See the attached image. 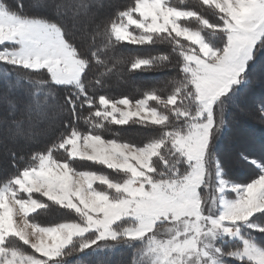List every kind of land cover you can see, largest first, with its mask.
Returning <instances> with one entry per match:
<instances>
[{
    "label": "snow or ice",
    "instance_id": "6c2138e0",
    "mask_svg": "<svg viewBox=\"0 0 264 264\" xmlns=\"http://www.w3.org/2000/svg\"><path fill=\"white\" fill-rule=\"evenodd\" d=\"M202 4L217 14L220 23L213 25L204 20L203 26L223 36L221 47L211 46L198 29L181 24L185 18L202 19L196 12L180 10L168 0H133L116 19L99 26L107 37L103 51L121 41L150 45L154 37L166 36L180 58V79L175 78L171 94L161 97L147 93L133 102L130 98L111 100L104 95L94 100L86 92L94 85L105 86V74H94L102 63L98 59L100 43L95 40L99 28L91 33L92 40L82 29L77 44L61 21L24 15V0H15V7L10 0H0V61L31 72H46L49 80L41 81L43 84L73 87L76 91L66 103L79 119L84 116L77 117L78 105L94 109L86 121L93 128L102 127L105 121L126 125L133 120L165 126L169 116L160 109L186 117L189 113L181 111L178 102L192 100L199 105L186 131H165L162 139L143 147L105 140L100 135L85 137L76 130L56 146L70 159L90 160L122 173L127 181L122 185L94 173L76 171L67 162L54 158L50 150L34 156V166L24 168L0 186V264H62V257L77 250V239L89 233L94 238L80 243L79 252L122 237L145 240V255L151 257V264H221L223 256L234 258L238 264H264V246L251 238L240 237L242 248L227 252L215 245L217 237L239 236L234 226L264 213V165L247 184L221 180L219 198L200 193L202 187L209 188L205 163L210 142L224 123L220 119L214 131L213 107L240 83L257 43L264 41V0H202ZM80 7L85 14L89 12L87 3ZM132 26L134 31H130ZM168 59L158 58L165 62ZM154 60L157 58L128 62L135 70L152 68ZM113 70L108 68L109 73ZM205 113L206 122H199ZM92 117L99 119L94 121ZM259 117L264 120V108ZM157 157L164 164L160 170L153 165ZM177 157L187 164L186 171L179 167ZM97 183L105 184L110 191L95 190ZM229 191L235 193V199L223 197ZM34 193L71 210L78 220L40 226L25 219L23 227H19L14 210L27 217L45 207L33 198ZM217 199L221 211L214 215ZM125 221L129 226L121 231ZM249 227L264 232V227ZM16 241L29 246L32 254L23 251Z\"/></svg>",
    "mask_w": 264,
    "mask_h": 264
},
{
    "label": "trees",
    "instance_id": "16d2710c",
    "mask_svg": "<svg viewBox=\"0 0 264 264\" xmlns=\"http://www.w3.org/2000/svg\"><path fill=\"white\" fill-rule=\"evenodd\" d=\"M50 1L42 0L40 5H35L31 4L29 0H24L23 14L57 22L61 21L67 28L70 39L77 44L80 43L81 30L77 29L75 19L79 22L78 24L84 25L85 32L89 33V40L93 39L91 33H96L99 28L95 40L100 43L102 51L98 52V59L102 63L96 66V73L94 74H105L103 77L105 86L98 87L94 85L92 88H86V92L94 100L98 99L100 95H104L111 100L130 98L135 102L147 93H155L164 97L174 91L175 78L180 79L178 70L180 58L173 52V46L166 36L154 37L150 45H133L121 41L114 45V48H110L109 51H103L104 41L107 37L103 34L104 29L99 26L109 20L116 19L119 12L125 10L133 0H79L80 3L89 5V12L84 13L85 17L84 15H76L74 19L68 17L67 9H74L72 8L74 5L65 2L67 0H52L53 3L49 6L55 10L56 8L61 9L58 11L53 10L52 13H48L40 7H46ZM168 2L180 10L196 12L202 19L183 20L181 24L201 31L202 38L211 46H222L223 36L213 33L202 25L204 20L213 25L220 23V21L217 14L208 9L206 5H203L201 0H168ZM10 3L15 7V0H10ZM86 17H92L93 19L91 22L84 24L83 19ZM112 39L114 40V37ZM160 56H168L169 59L166 62L159 61ZM154 57L157 60H154L152 68L142 67L133 70L128 62L134 59H152ZM117 58H119V61ZM108 68L114 70L109 73ZM43 80H49L46 72H31L0 61V104L4 105L0 113V120L5 122L1 127L12 123L19 127L23 134H26L31 129L24 127L22 122H25L28 117L45 119V121L51 123L46 125L42 122L39 125L36 124L38 129L42 130L48 125L51 129L48 134L40 136L32 142L0 147V186L7 180L19 175L24 168L34 166L37 163L32 159L34 156L47 154L49 150L53 152L54 158L67 162L76 171L96 173L107 177L113 182L124 183L126 180L122 173L100 163L70 159L66 152L57 148V145L72 130H76L82 135H100L105 140L126 142L133 146L143 147L148 143L162 139L165 131H186L191 123L190 118L195 116L199 108V105L192 100L183 103L178 102L177 107L181 111L189 113V116L186 117L173 116L170 109H160L162 114L169 116L165 126L147 125L133 120L126 125H114L105 121L102 127L93 128L92 124L86 121L94 109L78 105L76 108L77 117L84 116L79 119L75 118L70 106L66 103L67 98L76 91L73 87L56 86L50 83L43 84L41 83ZM134 80H136V83H133ZM243 80L244 83L234 86L222 98L221 102H218L213 108L214 131L220 119H223L224 123L220 126L219 133L213 136L209 145L205 163L208 173L206 183L209 188L205 189L203 187L201 189L202 196L207 197L206 192L209 195L214 194L218 168L222 171L224 180L240 185L251 182L262 171L264 153L233 146V142L244 138L242 136L246 133L250 136L248 138L263 144L264 147V120L259 117L260 110L264 108V95H258L264 93V41H260L256 45L253 57L248 63L240 82ZM150 103L153 106L155 105V102ZM92 119L96 121L99 118L92 117ZM166 148L161 150L162 155L165 154ZM177 158L180 160L179 167L181 170L186 171L188 166L184 163L183 158ZM153 165L157 170L164 167L163 162L158 157L154 158ZM95 190L104 193L110 191L105 185H95ZM111 191L113 193V190ZM33 198H36L45 207L28 215L27 219L30 223H38L40 226H54L61 222L78 220L74 212L48 201L39 193H34ZM217 213L216 208L213 214L217 215ZM251 222L263 225L264 213L257 214ZM127 223V221L122 222L121 227ZM242 234L245 239L251 238L259 245L264 246V232L242 226ZM93 238V233L78 238L76 241L77 250H73L72 255L62 257V264H133L134 255L145 243L144 240L129 241L120 238L117 241H101L98 246L94 245L83 252L78 251L80 243ZM16 243L27 254H32L33 250L29 246H25L19 241H16ZM219 246L224 252H227L242 248L243 245L237 240H227L225 244ZM224 263L238 264L234 258H226Z\"/></svg>",
    "mask_w": 264,
    "mask_h": 264
},
{
    "label": "rangeland",
    "instance_id": "374dc122",
    "mask_svg": "<svg viewBox=\"0 0 264 264\" xmlns=\"http://www.w3.org/2000/svg\"><path fill=\"white\" fill-rule=\"evenodd\" d=\"M89 1H91V0H89ZM29 2L31 3V4H35V5H40L41 4V2H42V0H29ZM65 2H67L68 4H73L74 5V7H72V8H74V9H67V12H68V17H73V19H74V16L76 17V15H84V12L81 10V7H80V5H81V3H80V1L79 0H67V1H65ZM51 3H53L52 2V0L49 2V4L46 6V7H42V6H40L44 11H46V12H48V13H52V11L54 10V11H58V10H61L60 8H56V10L54 9V8H51V6H49ZM90 4H91V2H90ZM77 6H79L78 7V9H77ZM84 17H85V15H84ZM93 18L91 17V18H89V17H86L85 19H83L84 20V24L85 23H89V22H91V20H92ZM186 19H189V18H185V19H183V20H186ZM190 19H192V18H190ZM75 21H76V23H77V29H79V30H84L85 31V27H84V25H80V24H78L79 22L77 21V19H75ZM181 22V21H180ZM202 25H203V22H202ZM83 27V28H82ZM209 30H211L210 28H208ZM135 29H134V26H132V28H130V31H134ZM212 31V30H211ZM81 32V31H80ZM122 42H127V41H122ZM6 47H9V48H14L15 47V45H7ZM0 50H3V46H0ZM251 61V60H250ZM249 61V62H250ZM2 62V61H1ZM248 62V63H249ZM248 65V64H247ZM243 75V74H242ZM133 83H136V80H134L133 81ZM242 83H244V80L243 81H241L240 82V84H242ZM239 84V83H238ZM237 84V85H238ZM234 86H236V85H234ZM233 86V87H234ZM232 87V88H233ZM227 95V94H226ZM258 95H260V96H263L264 95V93H260V94H258ZM4 107V105H1L0 104V113L2 112V108ZM121 107H123V106H121ZM28 111V110H27ZM30 111V110H29ZM28 111V112H29ZM24 113H25V111H24ZM39 118H35V117H28L27 119H25V122H22L23 123V126L24 127H26V128H28V129H31V130H29V131H27V133L26 134H23L21 131H20V128L19 127H17V126H15L14 124H7L6 126H4V127H1V126H3V124L5 123V122H3V121H1L0 120V147H4V146H15V145H17L18 143H25V144H27V143H29V142H32V141H34L35 139H37L38 137H40V136H44V135H46V134H48L49 133V130L51 129L50 128V126L48 125L47 127H44V129H38L37 127H36V124L37 125H39L41 122H42V124L44 123L45 125L46 124H51L50 122H48V121H45V119H39ZM206 119H207V114L205 113L204 114V117H203V120L202 121H199V122H206ZM45 121V122H44ZM130 122V121H129ZM190 122V121H189ZM9 125V126H8ZM22 129V128H21ZM25 129V128H24ZM34 132H33V131ZM247 132H248V130H247ZM10 135H13V136H10ZM85 137L87 136V135H84ZM242 137H244V138H242V139H238V140H236V141H234L233 142V146H240V147H242V148H247L248 150H254L255 152H260V153H264V147H263V144H259V143H257L254 139H250V138H248V137H250V136H248L246 133L242 136ZM250 139V140H249ZM249 141V142H248ZM248 143H249V145H248ZM81 144H83V138H82V140H81ZM232 144V143H231ZM87 161H90V160H87ZM91 162H93V161H91ZM132 163H135L134 161L132 162ZM89 173H91V172H89ZM96 174V173H95ZM97 175V174H96ZM98 177H102V175L100 176V175H97ZM104 177V176H103ZM109 180V179H108ZM109 181H111V180H109ZM111 182H113V181H111ZM127 181H124V183H126ZM114 183V182H113ZM228 183H230V182H228ZM115 184V183H114ZM117 184V183H116ZM231 184V183H230ZM233 184V183H232ZM96 185H105V184H103V183H97ZM120 185H122V184H120ZM95 186V185H94ZM106 186V185H105ZM219 186H220V182H218V180H217V175H216V184H215V188H214V194L217 196V198H219V196H220V194L217 192V190H218V188H219ZM107 188H108V186H106ZM203 188V187H202ZM201 188V189H202ZM201 189H200V192H201ZM113 190V194H115V190L114 189H112ZM229 194V196H228V199H235V193H232V192H228ZM206 195L208 196L209 194L206 192ZM217 210H218V213H217V215L219 214V212H220V206H219V203H218V199H217ZM216 208H215V210H216ZM30 213H32V212H30ZM29 213V214H30ZM28 214V215H29ZM258 214H260V213H258ZM257 215V214H256ZM255 215V216H256ZM255 216H253V217H255ZM28 217V216H27ZM27 217H24V215H23V213H16L15 212V210H14V221L17 223V225L19 226V227H23V222H24V220L25 219H27ZM253 217L247 222V223H240V224H238V225H236V226H234V228H238L239 229V236H236V237H229V236H225V235H221V236H219V237H217L216 238V240H215V245L217 246V247H220L219 245H222V244H225L226 243V241L227 240H230V241H233V240H237V241H240L241 243H242V240L240 239V237H243L244 238V236H243V234H242V226H246L247 228H250V229H252V230H254L252 227H249V225L250 224H252V225H258V226H261V227H264V224L263 225H259V223L258 224H256V223H252L251 221H252V219H253ZM30 223V222H29ZM128 224V223H127ZM127 224H125V225H123L122 227H121V231L123 230V228L124 227H128L129 226V224L127 225ZM30 231V230H29ZM259 232V231H258ZM87 235V234H86ZM121 239H123L122 237H121ZM125 240V239H124ZM109 241H111V240H109ZM144 244L141 246V248L136 252V254L134 255V261H133V264H151V257L150 256H147V255H145V253H146V251H147V243H146V241L144 240ZM95 246H98V245H95ZM37 255H39V254H37ZM226 258H230L231 259V257H226V256H223V257H221L220 258V260H221V264H225L224 262H225V259Z\"/></svg>",
    "mask_w": 264,
    "mask_h": 264
},
{
    "label": "crops",
    "instance_id": "0c3cea01",
    "mask_svg": "<svg viewBox=\"0 0 264 264\" xmlns=\"http://www.w3.org/2000/svg\"><path fill=\"white\" fill-rule=\"evenodd\" d=\"M202 1V0H201ZM190 19V18H189ZM186 20H188V19H186ZM183 21V20H182ZM259 43V42H258ZM257 43V44H258ZM250 61V60H249ZM248 61V62H249ZM248 64V63H247ZM247 68V67H246ZM215 106V105H214ZM214 108V107H213ZM95 174V173H94ZM97 175H99V174H97ZM101 176V175H100ZM103 177V176H102ZM217 180H218V182H220L221 180H224V178L222 177V171L218 168V170H217ZM224 181H226V180H224ZM115 184L117 183V184H124V183H118V182H114ZM230 184V183H229ZM232 184V183H231ZM229 193L228 192H225L224 194H223V197L224 198H226V199H228V196L230 195H228ZM38 210V209H37ZM220 211H221V208H220ZM33 213V212H32ZM220 213V212H219ZM31 214V213H30ZM219 215V214H218ZM28 220V219H27ZM29 222V221H28Z\"/></svg>",
    "mask_w": 264,
    "mask_h": 264
},
{
    "label": "bare ground",
    "instance_id": "6f19581e",
    "mask_svg": "<svg viewBox=\"0 0 264 264\" xmlns=\"http://www.w3.org/2000/svg\"><path fill=\"white\" fill-rule=\"evenodd\" d=\"M112 9V8H111ZM106 11H108V10H106Z\"/></svg>",
    "mask_w": 264,
    "mask_h": 264
}]
</instances>
